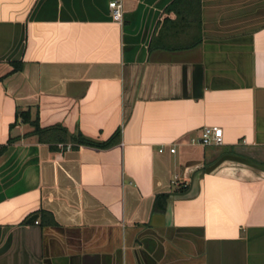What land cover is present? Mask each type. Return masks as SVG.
Masks as SVG:
<instances>
[{
  "label": "crops",
  "instance_id": "crops-1",
  "mask_svg": "<svg viewBox=\"0 0 264 264\" xmlns=\"http://www.w3.org/2000/svg\"><path fill=\"white\" fill-rule=\"evenodd\" d=\"M109 1L0 0V264H264V0Z\"/></svg>",
  "mask_w": 264,
  "mask_h": 264
},
{
  "label": "trees",
  "instance_id": "trees-1",
  "mask_svg": "<svg viewBox=\"0 0 264 264\" xmlns=\"http://www.w3.org/2000/svg\"><path fill=\"white\" fill-rule=\"evenodd\" d=\"M183 0H174L172 1L167 7L166 10L170 11L173 10L177 13V16H180V12L178 10V6L182 4ZM182 16V14H181ZM167 19L163 20L162 27L166 25ZM198 39H196L194 42H192L189 45H186L185 47H191L194 46L198 43ZM13 66V71H16L20 68V63H12ZM21 117L22 121L28 122L32 125L33 130L31 131V134H35L39 137V140H46L47 142L50 143L51 138L55 139L57 143H65V130L63 128H60V126H51V127H40L38 124V121H30L29 120V113L28 111H21L17 113V118ZM49 140V141H48ZM69 140L71 143L75 145H88V146H93L97 148H108L114 144H116L119 140V130H116L109 138H107L104 141H94L92 139H89L82 135L80 132H77L76 134H73L70 136ZM12 142V139H9L6 144L0 146V154L4 152L6 149L7 145ZM53 142V141H52ZM75 145L73 147H75ZM51 148H53L51 146ZM166 195H158L156 197V201L158 202L160 199L164 200Z\"/></svg>",
  "mask_w": 264,
  "mask_h": 264
},
{
  "label": "built area",
  "instance_id": "built-area-1",
  "mask_svg": "<svg viewBox=\"0 0 264 264\" xmlns=\"http://www.w3.org/2000/svg\"><path fill=\"white\" fill-rule=\"evenodd\" d=\"M111 19L115 22H121L123 13V0H110L108 2ZM192 143L200 145H221L223 143L222 129L217 126H207L202 128L198 139H192ZM161 148L159 151L161 152ZM174 148H170L169 152L173 153Z\"/></svg>",
  "mask_w": 264,
  "mask_h": 264
},
{
  "label": "water",
  "instance_id": "water-1",
  "mask_svg": "<svg viewBox=\"0 0 264 264\" xmlns=\"http://www.w3.org/2000/svg\"><path fill=\"white\" fill-rule=\"evenodd\" d=\"M237 160H241V159H238L237 157H235ZM243 161V159H242ZM217 164V163H216ZM254 166L259 170V171H262L264 172V165H255ZM207 172V170H206ZM184 187V185H182L181 189ZM36 218H37V215L36 214H31L28 219H27V223H34L36 221Z\"/></svg>",
  "mask_w": 264,
  "mask_h": 264
}]
</instances>
